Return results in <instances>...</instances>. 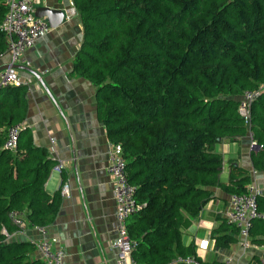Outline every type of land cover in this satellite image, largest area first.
I'll return each mask as SVG.
<instances>
[{
  "label": "trees",
  "instance_id": "1",
  "mask_svg": "<svg viewBox=\"0 0 264 264\" xmlns=\"http://www.w3.org/2000/svg\"><path fill=\"white\" fill-rule=\"evenodd\" d=\"M82 25L71 73L95 86V109L109 141L119 143L126 177L140 205L127 218L137 245L136 264H181L194 256L182 229L212 197L214 187L244 193L250 177L230 167L219 180V141L250 131L260 145L250 153L264 174V90L250 104L249 123L237 106L241 93L264 83V0H71ZM6 8L0 0V21ZM6 48L0 32V53ZM27 86L0 85V264H43L34 244L11 240L10 214L28 225H49L60 203L44 182L54 165L27 128L13 151L3 147L6 129L25 117ZM263 217L252 220L250 242L264 246V192L256 194ZM214 236L234 242L236 227ZM5 232V233H4ZM199 260V259H198Z\"/></svg>",
  "mask_w": 264,
  "mask_h": 264
},
{
  "label": "crops",
  "instance_id": "2",
  "mask_svg": "<svg viewBox=\"0 0 264 264\" xmlns=\"http://www.w3.org/2000/svg\"><path fill=\"white\" fill-rule=\"evenodd\" d=\"M60 8L64 18L60 24L39 37L26 49L15 71L28 81L23 124L32 142L45 147L54 159L44 190L58 192L62 181L69 192L60 197L54 220L39 233L26 225L8 234L11 240L34 242L54 238L55 248L64 251L62 264H115L110 243L115 237V202L112 182L106 172L108 138L95 109V86L89 80L71 73V61L79 48L82 25L78 14L66 18L71 0H41L39 7ZM8 55L0 56V67L7 65ZM250 131L232 141H219L214 151L221 156L219 180L228 184L230 167L243 169L258 192H264V174L256 171L250 153L260 145ZM50 139L54 151L50 154ZM62 163L59 171L55 165ZM229 194L219 187L197 216L188 218L181 231L183 245H193L194 256L205 264H264V246L240 245V237L227 246H217L214 236L229 233L223 222ZM30 255L43 263L35 249ZM44 264V263H43Z\"/></svg>",
  "mask_w": 264,
  "mask_h": 264
},
{
  "label": "built area",
  "instance_id": "3",
  "mask_svg": "<svg viewBox=\"0 0 264 264\" xmlns=\"http://www.w3.org/2000/svg\"><path fill=\"white\" fill-rule=\"evenodd\" d=\"M41 0H2L6 8L5 14L0 21V32L3 33L6 48L3 54L8 55L7 67L0 70V85L20 86L28 85V81L22 80L15 71L17 64L23 52L33 46L34 42L45 35L50 26L45 18L35 16V10ZM69 14L66 18L76 14L72 6L68 9ZM264 90V83L257 89H247L241 93L237 110L243 121L249 123V106L253 100ZM25 125L22 123L8 126L6 129V138L3 147L13 151L16 147L18 131ZM251 135V134H250ZM54 141L50 139V154L54 151ZM51 157V156H50ZM51 159H53L51 157ZM54 161V159H53ZM57 170L62 169V163L55 165ZM106 172L112 182V196L115 202V237L110 243V249L115 253V264H136L132 257V251L137 243L128 236L127 218L132 212L139 209L140 205L134 200V189L127 181L125 160L122 156V147L119 143L108 140ZM69 186L67 182L62 181L59 189L60 197L67 196ZM258 190L249 184L244 193H233L229 195L228 209L225 213L227 223L233 224L237 229V235L241 238L240 245L248 248L251 245L249 238V229L252 220L263 217L256 208V194ZM12 224L21 229L26 225V221L17 212L10 214ZM39 233H44L45 226L33 225ZM5 233V232H4ZM39 252L44 264H62L64 251L55 248L54 238H42L31 242ZM176 262L181 264H205L193 256L177 257ZM229 258L224 261L229 264Z\"/></svg>",
  "mask_w": 264,
  "mask_h": 264
},
{
  "label": "water",
  "instance_id": "4",
  "mask_svg": "<svg viewBox=\"0 0 264 264\" xmlns=\"http://www.w3.org/2000/svg\"><path fill=\"white\" fill-rule=\"evenodd\" d=\"M35 16L45 18L50 28L60 24L64 18V12L60 8H51L47 6L37 7L35 10ZM7 65L0 67L1 69L6 68ZM15 67V66H14Z\"/></svg>",
  "mask_w": 264,
  "mask_h": 264
}]
</instances>
